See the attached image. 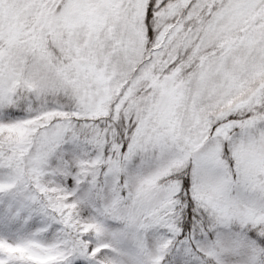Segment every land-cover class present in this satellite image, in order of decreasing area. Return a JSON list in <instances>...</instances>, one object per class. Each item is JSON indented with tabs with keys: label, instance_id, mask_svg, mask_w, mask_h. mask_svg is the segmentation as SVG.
I'll list each match as a JSON object with an SVG mask.
<instances>
[{
	"label": "snow or ice",
	"instance_id": "6c2138e0",
	"mask_svg": "<svg viewBox=\"0 0 264 264\" xmlns=\"http://www.w3.org/2000/svg\"><path fill=\"white\" fill-rule=\"evenodd\" d=\"M0 264H264V0H0Z\"/></svg>",
	"mask_w": 264,
	"mask_h": 264
}]
</instances>
